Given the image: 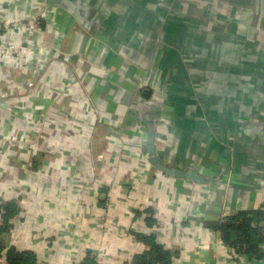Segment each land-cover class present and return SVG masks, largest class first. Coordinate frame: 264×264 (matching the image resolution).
I'll return each instance as SVG.
<instances>
[{"label": "crops", "instance_id": "crops-1", "mask_svg": "<svg viewBox=\"0 0 264 264\" xmlns=\"http://www.w3.org/2000/svg\"><path fill=\"white\" fill-rule=\"evenodd\" d=\"M48 2L35 44L43 65L23 78L0 70L19 107L0 116V202L15 209L3 252L134 264L147 249L140 234L171 264H237L204 222L264 212V0ZM33 129L41 143L25 139ZM151 129L164 164L209 181L153 168L142 140ZM109 188L103 231L92 209Z\"/></svg>", "mask_w": 264, "mask_h": 264}, {"label": "built area", "instance_id": "built-area-1", "mask_svg": "<svg viewBox=\"0 0 264 264\" xmlns=\"http://www.w3.org/2000/svg\"><path fill=\"white\" fill-rule=\"evenodd\" d=\"M17 2L20 3L17 4ZM48 11V0H0V70H4L6 75H11L15 78L14 71L11 69H16L18 71L16 76L18 78H23L27 75L28 71H30L32 65H34L35 59H37L35 63L38 68H40V64L43 65L42 59L36 58L35 44L39 36L47 30L46 21L49 17ZM50 21L51 19L49 17V22ZM55 33L57 34V31H55ZM63 60L69 61V56H63ZM69 83L68 80L67 82L64 81L60 90L66 91ZM13 87V85H10L7 88L8 91H4L0 87V116L4 110H9L11 113H14L19 109L12 98L14 91ZM54 94L58 95V92L55 91ZM44 110L45 108L41 111L38 110V120L40 122H43L46 118V116H41V114H45ZM63 121L68 125L71 123L68 117ZM23 124H25V122ZM33 130H35L33 133L25 135V139H31L33 143L36 144L41 143L43 141L42 136L36 129ZM19 142H24V138L20 139ZM140 175L142 176V173ZM105 200L106 202L103 209L99 211H97L95 207L92 209L94 212L93 215L96 216L97 221L101 222L103 231L112 228V226H110L111 222L109 221V217L114 209L113 189L109 188L106 190ZM1 205L2 202H0V206ZM5 253L4 251L1 257L3 264L6 262ZM228 253L230 259L237 264H264V257L261 260H254L235 252V250L231 248H228ZM78 263L77 261L75 262V264Z\"/></svg>", "mask_w": 264, "mask_h": 264}, {"label": "trees", "instance_id": "trees-1", "mask_svg": "<svg viewBox=\"0 0 264 264\" xmlns=\"http://www.w3.org/2000/svg\"><path fill=\"white\" fill-rule=\"evenodd\" d=\"M15 209L10 205L0 206V258L4 247V234L9 226L7 219L12 217ZM208 228L216 230L223 243L235 252L254 260L264 257V250L260 247L264 244V212H240L226 216L223 219H208L204 222ZM136 238L142 241L146 250L134 257V264H171L172 255L160 244L155 242L154 236L137 234ZM5 255V264H36V258L27 252H18L15 248H9ZM88 264V262H87Z\"/></svg>", "mask_w": 264, "mask_h": 264}, {"label": "water", "instance_id": "water-1", "mask_svg": "<svg viewBox=\"0 0 264 264\" xmlns=\"http://www.w3.org/2000/svg\"><path fill=\"white\" fill-rule=\"evenodd\" d=\"M142 140L145 142V152L149 164L160 173L173 179L189 181L197 184H205L209 181L205 179L201 173L192 168L178 169L164 164L156 154L154 129L145 133L142 136Z\"/></svg>", "mask_w": 264, "mask_h": 264}, {"label": "rangeland", "instance_id": "rangeland-1", "mask_svg": "<svg viewBox=\"0 0 264 264\" xmlns=\"http://www.w3.org/2000/svg\"><path fill=\"white\" fill-rule=\"evenodd\" d=\"M182 61L186 62L185 55L181 58Z\"/></svg>", "mask_w": 264, "mask_h": 264}]
</instances>
